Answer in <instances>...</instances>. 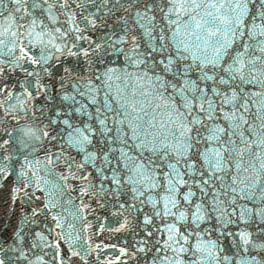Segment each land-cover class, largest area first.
Segmentation results:
<instances>
[{"label":"snow or ice","instance_id":"1","mask_svg":"<svg viewBox=\"0 0 264 264\" xmlns=\"http://www.w3.org/2000/svg\"><path fill=\"white\" fill-rule=\"evenodd\" d=\"M0 264H264V0H0Z\"/></svg>","mask_w":264,"mask_h":264}]
</instances>
